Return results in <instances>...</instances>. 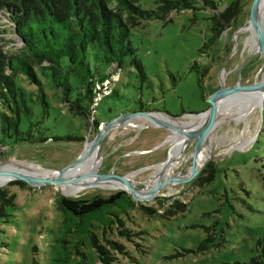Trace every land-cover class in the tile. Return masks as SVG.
Segmentation results:
<instances>
[{
    "label": "rangeland",
    "instance_id": "374dc122",
    "mask_svg": "<svg viewBox=\"0 0 264 264\" xmlns=\"http://www.w3.org/2000/svg\"><path fill=\"white\" fill-rule=\"evenodd\" d=\"M208 1L215 9L205 8L199 0L197 10L173 12L165 21L154 20L131 30L130 44L147 79L131 65L130 56L121 69L100 65L102 75H114L103 85L97 83V90L107 94L115 89L118 98L102 100L99 95L91 117L71 115V104L57 98L38 71L37 79L52 104L45 134L78 141L14 146L11 139L8 147H0V164L4 163L0 170L36 166L59 172L76 162L102 125L113 118L143 107L192 121L209 110V96L222 85L247 87L262 82L264 47L251 20L256 0H245L238 16L225 12L235 0ZM261 11L259 28L264 38V5ZM214 16L219 19L216 38ZM22 46L4 15L0 19L2 51L17 55ZM16 81L37 100L40 84L27 76ZM143 124L145 128L138 129L127 123L104 139V162L98 173L121 178L120 183L92 185L71 196L54 185L31 186L23 181L0 188L16 205L7 209L10 217L0 222V264H248L263 254L264 100L261 110L216 130L211 139L214 153L201 166L204 155L195 152L205 151L207 145L199 147V136L181 149L176 133ZM167 157L183 163L174 168L177 178L170 182L162 175ZM196 166L201 169L191 177ZM111 184L121 188L102 189ZM125 184H132L144 200L159 184L166 186L151 201H135L125 193L117 205L83 218L57 205L60 198L86 201L125 192ZM208 230L215 235L213 246L201 252ZM106 257L109 262L102 261Z\"/></svg>",
    "mask_w": 264,
    "mask_h": 264
},
{
    "label": "trees",
    "instance_id": "16d2710c",
    "mask_svg": "<svg viewBox=\"0 0 264 264\" xmlns=\"http://www.w3.org/2000/svg\"><path fill=\"white\" fill-rule=\"evenodd\" d=\"M201 1L205 8L215 9L208 0ZM151 3L154 8L147 9L146 5ZM198 3L199 0H0V19L7 16L14 34L23 43L21 54L17 55L9 56L0 47V147H8L11 139L14 146L20 142L44 145L49 140L78 141L45 134L44 123L51 116L52 104L37 79L38 71L46 86L56 92L55 96L71 104V115L91 117L99 105L95 101L99 95L103 96L102 100L118 98L115 89L107 94L97 90V83L103 85L114 75L113 72L102 75L100 65L121 69L130 56L131 65L147 79L143 64L135 57L130 44L131 30L154 20L165 21L173 12L197 10ZM244 3L245 0H235L225 12L238 16ZM213 22L216 38L219 19L214 16ZM8 71L11 74L6 75ZM18 76L30 77L32 82L41 85L36 101L22 90L16 81ZM141 111L149 110L142 107L137 112ZM96 121L97 118L94 120L97 125ZM125 193L95 196L86 201L60 198L57 205L83 218L107 205H117ZM9 207H16L13 198L0 190V222L10 217ZM208 232L201 252L213 246L215 235ZM102 261L109 262V259ZM248 264H264V250Z\"/></svg>",
    "mask_w": 264,
    "mask_h": 264
},
{
    "label": "water",
    "instance_id": "95a60500",
    "mask_svg": "<svg viewBox=\"0 0 264 264\" xmlns=\"http://www.w3.org/2000/svg\"><path fill=\"white\" fill-rule=\"evenodd\" d=\"M264 0H256L255 2V8L254 11L252 12L251 15V20H253V22H255L256 24V31H257V35L259 38V42L260 44L264 47V38L261 34L260 28H259V15L260 12L262 10V5H263ZM249 86H241V85H236V86H230L229 85H222L220 90L217 91L215 94L213 93L211 96H209L208 98V102L210 104V108L209 110L203 112L204 113H208V117L206 119V121L198 127L195 128H189V129H185V128H179L173 124H171L170 119L171 120H178L181 117H171V115H161L160 118H158L160 114H158L157 112H152V111H148V112H134V113H126L121 115L120 117H117L115 119H112L110 121L105 122L101 129L98 131L97 135H95V137L93 138V140L90 142L89 144V149H87V151L76 161L74 162L71 166H67L66 168H64L63 170L59 171V175L60 177H48L45 175H42L41 173H37V172H29L26 170H20V171H16L14 172V174L11 175H0V178L3 179L6 183H14V182H26V184H29L31 186H48V185H54L57 186L59 190H61L62 186L64 185H76V184H80V183H85L86 177H81V178H69L67 177L68 173H70L72 170H74L75 168L79 167L82 163H85L90 156L92 155V153L94 151L97 152L98 154V159L101 162L100 163V167L99 170L101 168L102 163L104 162V157L102 154V149H103V142L104 139L106 137V135H108L112 130L121 128L123 126H125L127 123H130L131 121L136 120L137 118H146V119H150L151 121H153V123L155 124L156 128H162L166 131H169L171 134L173 133H181L187 136L186 138V144L189 143V141L193 140L194 138H197L198 136L202 135L204 132H206L208 129H210L212 127V125H214L216 123L217 120V110H218V102L220 101V99L226 95H236V94H240V93H250L253 91H257V92H261L264 93V86L261 89H250L248 88ZM191 116H195L198 114H190ZM164 117V118H163ZM168 119V120H167ZM169 156V154H168ZM4 164V163H2ZM0 164V165H2ZM171 165V161L169 160V157H167V160L165 161V168L167 166ZM201 167L196 166V168H194L193 170H191V177L192 175L198 173L200 171ZM165 171H163L162 175L164 174ZM124 178V177H123ZM93 179V180H92ZM92 181H87L86 183L89 186H94V185H101V184H107V183H120L121 182V178H116V179H112V177H102L99 175V173L97 172L94 177H92ZM165 184H159L155 193L150 195L146 200L141 199L139 196L136 195L137 191L132 187V184H125L124 188H125V192L129 195L132 196V198L135 201H139V202H144V201H151L153 199L156 198V196L158 194H160V192L163 190V188L165 187Z\"/></svg>",
    "mask_w": 264,
    "mask_h": 264
},
{
    "label": "bare ground",
    "instance_id": "6f19581e",
    "mask_svg": "<svg viewBox=\"0 0 264 264\" xmlns=\"http://www.w3.org/2000/svg\"><path fill=\"white\" fill-rule=\"evenodd\" d=\"M264 5V2H263ZM262 12V11H261ZM264 29V27H263ZM264 86V79L262 82L260 83H255L251 86H249L248 88L250 89H261ZM264 100V93L261 92H257V91H253L250 93H240V94H236V95H226L224 97H222L220 99V101L218 102V110H217V120L216 123L214 125H212V127L210 129H208L206 132H204L202 135H200V146L202 147V145L206 144L207 145V149L205 151H201L198 150L195 152V155H200L203 153V159L200 163L201 165H204L211 157L212 154L214 152H212V144H211V139H213V135L216 132V130L220 129L222 127V125H224L225 123H229L232 120H235L236 118H243L245 117L250 111L257 112L259 110L262 109V102ZM226 102V103H224ZM224 103V105H222ZM222 105V106H221ZM160 118L161 115H158ZM208 117V113H204L201 114L200 116L194 118V120L192 119V121L188 120L186 121L183 118H180L178 120H171L170 122L171 124L179 127V128H185V129H189V128H195L198 126H201L207 119ZM164 118V117H163ZM168 120V119H167ZM147 123L149 124V126H155V124L153 123V121H151L150 119H146V118H137L134 121H131L130 124L131 128H138V129H144L145 128V124L143 123ZM175 136H178V140L180 142V148L182 149L183 145H186V138L187 136L181 133H176ZM254 140V138L251 140V142ZM232 148L237 147V145H230ZM87 149H89V145L87 146V148H85V151H83V153L81 154V156L87 151ZM181 149H179L177 152H175V155L177 156V154L181 151ZM80 156V157H81ZM175 156V157H176ZM100 161L98 159V154L96 151H94L92 153V155L90 156V158L85 162L82 163L79 167L75 168L74 170H72L70 173H68L67 177L69 178H81V177H86L85 183H80V184H76V185H64L61 188V192L63 194H66L68 196L71 195H76L78 193H80L81 191H85L86 189H88L89 186L86 182L87 181H92V177H94V175L99 171V167H100ZM90 170L88 169L89 166ZM179 165H183V163H177L176 159L173 158L171 160V165L167 166L166 169L165 166L162 170L165 171L164 174L167 176L169 182L172 180H175L177 178V176L174 175V168L175 167H179ZM9 167L12 166V164L8 165ZM87 166V167H86ZM7 167V166H5ZM15 167V166H12ZM2 168V167H0ZM21 169V167H19ZM22 170H26L29 172H37V173H41L42 175L48 176V177H60L58 172L55 171H43L41 170L39 167L36 166H32V167H27L25 166L24 168H22ZM16 171H20V170H0V175H11L14 174V172ZM191 173V172H190ZM180 176V175H179ZM180 178V177H179ZM92 179V180H91ZM6 183L3 179L0 178V188H3L5 186ZM121 188L120 185L114 184V185H105L102 187V189H110V190H119Z\"/></svg>",
    "mask_w": 264,
    "mask_h": 264
}]
</instances>
